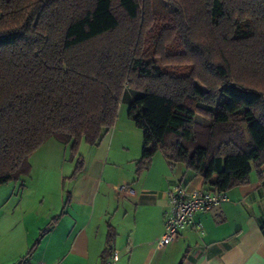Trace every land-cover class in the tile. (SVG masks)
I'll return each mask as SVG.
<instances>
[{
  "label": "trees",
  "instance_id": "16d2710c",
  "mask_svg": "<svg viewBox=\"0 0 264 264\" xmlns=\"http://www.w3.org/2000/svg\"><path fill=\"white\" fill-rule=\"evenodd\" d=\"M121 100L142 130L138 171L160 150L211 189L261 179L264 0H0V185L50 137L99 144Z\"/></svg>",
  "mask_w": 264,
  "mask_h": 264
},
{
  "label": "crops",
  "instance_id": "0c3cea01",
  "mask_svg": "<svg viewBox=\"0 0 264 264\" xmlns=\"http://www.w3.org/2000/svg\"><path fill=\"white\" fill-rule=\"evenodd\" d=\"M115 130L81 156L66 205L38 243L28 236L35 215L20 211L22 196H7L9 207H0V264H104L113 250L116 264H264V164L261 179L250 174V183L227 191L229 200L197 211L193 225L159 247L167 192L177 185L211 187L160 150L138 171L142 144L131 146L123 135L115 141L109 135Z\"/></svg>",
  "mask_w": 264,
  "mask_h": 264
},
{
  "label": "rangeland",
  "instance_id": "374dc122",
  "mask_svg": "<svg viewBox=\"0 0 264 264\" xmlns=\"http://www.w3.org/2000/svg\"><path fill=\"white\" fill-rule=\"evenodd\" d=\"M155 8L154 6V10ZM159 11L161 14L165 13L166 8L162 7ZM148 59H153L162 69L171 73L188 74L192 70L189 63L165 64L157 56H150ZM194 83L200 89L205 87L199 80H195ZM124 87L127 90V82ZM128 109L129 104L126 100L119 101L113 124L116 130L109 135L114 136L115 141L119 140L120 135H123L131 146H137L142 144V130L129 119ZM120 129L122 130L121 134L119 133ZM91 149L93 151L94 147L91 148L83 141L78 149H73L71 143L63 144L50 137L29 155L30 171L28 175L0 185V207L5 205L9 207L10 201L7 196L12 198L22 196L19 205L22 207L20 211H31L35 215L29 226V238L39 237L52 224L53 218L63 210V201L66 205L65 195L74 186L70 182L72 174L80 163V157L87 156ZM251 178H255L254 172L251 173Z\"/></svg>",
  "mask_w": 264,
  "mask_h": 264
},
{
  "label": "built area",
  "instance_id": "2783aa9c",
  "mask_svg": "<svg viewBox=\"0 0 264 264\" xmlns=\"http://www.w3.org/2000/svg\"><path fill=\"white\" fill-rule=\"evenodd\" d=\"M166 198L167 208L164 211L163 232L157 241L159 247L173 241L177 237L180 227L188 224L193 225L197 211L210 209L229 200L226 191L211 188L188 189L184 185L174 186L167 192ZM117 254V251L113 250L111 257L104 264H116Z\"/></svg>",
  "mask_w": 264,
  "mask_h": 264
}]
</instances>
